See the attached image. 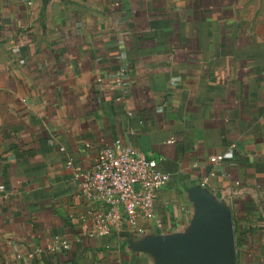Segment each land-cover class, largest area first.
<instances>
[{
	"label": "crops",
	"instance_id": "0c3cea01",
	"mask_svg": "<svg viewBox=\"0 0 264 264\" xmlns=\"http://www.w3.org/2000/svg\"><path fill=\"white\" fill-rule=\"evenodd\" d=\"M117 139L170 173L157 230L207 176L264 264V0H0V264H154L125 217L91 233L110 206L77 172Z\"/></svg>",
	"mask_w": 264,
	"mask_h": 264
},
{
	"label": "built area",
	"instance_id": "2783aa9c",
	"mask_svg": "<svg viewBox=\"0 0 264 264\" xmlns=\"http://www.w3.org/2000/svg\"><path fill=\"white\" fill-rule=\"evenodd\" d=\"M122 78L120 71L117 83ZM222 157L220 153L210 159L214 161ZM67 164L72 165V160L69 159ZM77 174L82 178L83 190H94L110 206L95 217L91 233L107 232L111 225L120 224L124 217L131 225L137 226L139 232L145 230L144 226L138 225L139 217L152 222L156 229L163 226L162 218L155 211V199L171 176L158 165L155 157L117 139L113 144L100 148L94 164ZM207 180L205 176L200 182L205 185ZM60 244L64 247L70 245L66 239Z\"/></svg>",
	"mask_w": 264,
	"mask_h": 264
},
{
	"label": "water",
	"instance_id": "95a60500",
	"mask_svg": "<svg viewBox=\"0 0 264 264\" xmlns=\"http://www.w3.org/2000/svg\"><path fill=\"white\" fill-rule=\"evenodd\" d=\"M44 4L48 0H42ZM192 211L182 229H145L130 237V247L154 264H236L237 247L229 203L201 182L186 188Z\"/></svg>",
	"mask_w": 264,
	"mask_h": 264
},
{
	"label": "rangeland",
	"instance_id": "374dc122",
	"mask_svg": "<svg viewBox=\"0 0 264 264\" xmlns=\"http://www.w3.org/2000/svg\"><path fill=\"white\" fill-rule=\"evenodd\" d=\"M256 1H260V0H256Z\"/></svg>",
	"mask_w": 264,
	"mask_h": 264
}]
</instances>
